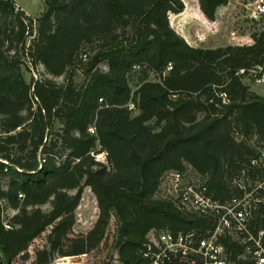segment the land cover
Returning a JSON list of instances; mask_svg holds the SVG:
<instances>
[{
	"label": "trees",
	"instance_id": "1",
	"mask_svg": "<svg viewBox=\"0 0 264 264\" xmlns=\"http://www.w3.org/2000/svg\"><path fill=\"white\" fill-rule=\"evenodd\" d=\"M42 1L34 19L0 0L2 259L27 264L30 245L46 232L28 264L86 255L105 240L112 218L121 264H150L142 250L152 231L206 237L212 216L181 211L157 189L165 173L190 168L213 201L242 195L234 180L264 149V95L243 82L251 70L264 73V32L251 45L206 49L170 25L182 0ZM198 4L213 22L227 0ZM28 65L48 77L27 82ZM101 153L106 163L96 160ZM249 177L262 180L264 168H250ZM85 188L98 217L89 232L75 234ZM251 229H264V206ZM220 242L231 262L253 264L232 237Z\"/></svg>",
	"mask_w": 264,
	"mask_h": 264
},
{
	"label": "built area",
	"instance_id": "2",
	"mask_svg": "<svg viewBox=\"0 0 264 264\" xmlns=\"http://www.w3.org/2000/svg\"><path fill=\"white\" fill-rule=\"evenodd\" d=\"M251 17H264V0H255L251 4ZM249 73L254 74L255 84H264L261 68ZM221 98L226 103L225 93L221 94ZM89 131L94 133L92 128ZM99 155L105 157V153H101L95 156L96 160ZM262 167L264 168V149L259 150V158L251 159L248 168H243L234 180V186L242 195L234 196L223 204L213 201L208 194L205 179L190 168L182 172L165 173L160 180L157 196L172 202L181 211L198 216H212L215 219L214 230L202 239L196 238L194 233L152 231L142 250L143 259L150 264H197L198 260L200 264H235L229 260L228 251L220 242V238L229 236L243 246V255L253 264H264V229H251L256 212L260 206H264V177L260 181H253L249 177L250 168ZM0 264H7L1 256Z\"/></svg>",
	"mask_w": 264,
	"mask_h": 264
},
{
	"label": "rangeland",
	"instance_id": "3",
	"mask_svg": "<svg viewBox=\"0 0 264 264\" xmlns=\"http://www.w3.org/2000/svg\"><path fill=\"white\" fill-rule=\"evenodd\" d=\"M14 4L25 11L31 18H38L44 12V3L42 0H13ZM255 0H227V5L218 9L216 19L210 22V26L200 24L198 17L195 14H200L198 0H182L187 13L178 19L184 25V33L179 34L185 41L199 48H218L225 46H242L251 45L253 43L252 36L264 32V17L253 19L251 17V4ZM183 11V12H184ZM182 12V13H183ZM188 14L194 17H187ZM216 22L217 24L213 23ZM176 24V22H174ZM171 25V24H170ZM213 25V26H211ZM176 25H174L175 27ZM172 27V26H171ZM176 28V27H175ZM177 33V31H176ZM32 38H29L28 45ZM106 69V65H102ZM22 74L27 82L31 80L45 79L46 76L42 67L31 68L30 65L22 69ZM254 74H246L243 82L249 87L251 92L258 95H264V84L257 85L254 82ZM57 83L63 81V78H55ZM82 75L76 72L74 81L77 84L82 83ZM133 92L136 91V82L131 81ZM58 128V127H57ZM101 163H106L105 157L99 155L98 160ZM49 205L42 207L44 211H48ZM10 215L13 213L10 212ZM98 217V207L95 196L89 188H85L80 203L75 211V225L73 232L75 234L89 232ZM115 221L112 218L109 228L106 232L105 240L100 244L98 249L75 258H61L55 256L49 264H121L118 260L117 251L112 247V234L115 230ZM43 234L40 238L33 241L28 249L29 261L33 258L36 250L41 249L46 242V235ZM23 263L18 260L15 264ZM25 263V262H24Z\"/></svg>",
	"mask_w": 264,
	"mask_h": 264
},
{
	"label": "crops",
	"instance_id": "4",
	"mask_svg": "<svg viewBox=\"0 0 264 264\" xmlns=\"http://www.w3.org/2000/svg\"><path fill=\"white\" fill-rule=\"evenodd\" d=\"M16 7L18 8V6H16ZM18 9H20L22 11L21 8H18ZM23 12L27 16H29V14H27L25 11H23ZM186 13H187V11L185 10L183 13H181L179 15H171L170 16V24H171L172 28L175 31H177V33L180 34V35L184 33V29H183L184 28V25L181 23V21H178V19L180 17H182V16H185ZM189 15L190 14H188L187 17H189ZM195 16L198 17L200 24L206 25L208 27L210 26L211 23L204 17V15L201 13V11H200V14L199 15L198 14H195ZM190 17L192 18V17H194V15L193 16L190 15ZM174 22H176V24H174ZM174 25H176L175 26L176 28L174 27ZM211 26H213V25H211ZM206 49H214V48H206Z\"/></svg>",
	"mask_w": 264,
	"mask_h": 264
},
{
	"label": "water",
	"instance_id": "5",
	"mask_svg": "<svg viewBox=\"0 0 264 264\" xmlns=\"http://www.w3.org/2000/svg\"><path fill=\"white\" fill-rule=\"evenodd\" d=\"M0 256L2 257L1 252H0Z\"/></svg>",
	"mask_w": 264,
	"mask_h": 264
}]
</instances>
